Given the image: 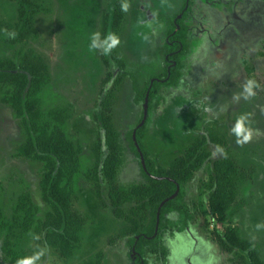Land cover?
Instances as JSON below:
<instances>
[{
    "label": "rangeland",
    "instance_id": "374dc122",
    "mask_svg": "<svg viewBox=\"0 0 264 264\" xmlns=\"http://www.w3.org/2000/svg\"><path fill=\"white\" fill-rule=\"evenodd\" d=\"M41 6L35 18L34 35L27 41L7 43L17 23V3L0 0V58L21 61L31 52L47 66L50 83L41 92L37 110L43 119L54 109L70 108L64 135L78 144L80 175L72 200L73 212L83 220L80 248L69 260L61 259L45 247L42 236L25 235L18 250L22 259L43 250L36 264H130L134 258L127 239L117 238L124 226L104 206V187L130 186L143 182L138 158L132 153L126 134L140 125L143 105L133 102L128 78H122L116 60L123 62L140 89L163 72L164 42L168 25L158 17L178 15L184 0H123L130 4L124 12L118 37L120 44L109 55L89 51L90 37L98 32L103 39L110 31V19L117 0H31ZM108 28L102 36L103 21ZM187 30V51L181 58V79L176 87L162 88L157 99L147 105L144 145L149 158L166 168L180 156L193 139L208 129L225 137L227 150L238 173L233 215L224 224L207 213L206 197L212 170L207 165L187 186L185 201L199 206L201 218L183 233H167L162 238L166 250L163 262L155 256L149 264H230L231 256L218 245L228 227L260 248L264 262V0H192ZM116 59V60H115ZM121 82L116 86V82ZM255 80L254 95L237 101L243 84ZM116 88V89H115ZM115 89L107 112L113 129L120 134L122 164L112 182L94 180V147L103 140L100 102ZM0 84V211L3 222L11 224L15 204L25 197L43 219L50 211L41 200L39 181L42 165L17 154L25 134L13 111L2 101ZM158 103V104H157ZM247 114L246 127L253 138L242 145L230 129L236 118ZM219 158L220 151L216 152ZM88 173V179L84 174ZM203 221L205 223H203Z\"/></svg>",
    "mask_w": 264,
    "mask_h": 264
},
{
    "label": "trees",
    "instance_id": "16d2710c",
    "mask_svg": "<svg viewBox=\"0 0 264 264\" xmlns=\"http://www.w3.org/2000/svg\"><path fill=\"white\" fill-rule=\"evenodd\" d=\"M17 3V23L11 32L15 38L7 43H23L34 35L35 18L42 11L41 6L31 0H9ZM186 1V0H184ZM114 3L110 31L118 35L124 18L120 5ZM191 3L189 0L188 4ZM189 8H183L172 18L158 17L168 25L167 40L164 42V67L162 74L149 80L140 89L134 75L125 70L122 61L116 60L122 78H128L134 93L136 106L143 105L145 98L149 106L154 100H161L162 88L176 87L181 79L183 66L181 58L187 51V28L185 20ZM2 25L0 24V31ZM108 28L107 19L103 21V33ZM170 61V62H168ZM121 82L119 79L115 84ZM50 77L44 62L29 54H22L21 61L15 62L0 58V84L4 86L2 101L20 122L24 143L17 154L42 165L39 181L41 200L50 211L43 219L37 218L36 208L25 197H20L13 208L12 223H4L0 211V264H17L22 260L18 250L19 241L27 234L42 236L46 248L53 250L61 259L69 260L80 248L83 220L72 210V200L76 181L80 175V156L82 149L63 133L70 119V108L54 109L43 119L37 110L41 92L49 85ZM116 89V88H115ZM115 89L100 102V125L103 140L94 147V180L100 176L103 183L112 182L122 164L123 147L120 134L113 129L107 115L111 107ZM158 104V103H157ZM146 115L142 113L139 125L126 134L130 149L138 158L139 171L143 182L127 187L116 188L106 185L103 195L104 206L116 220L124 226L117 238L127 239L134 256L130 264H149L148 256H155L163 262L166 250L162 238L167 233H183L197 224L201 218L199 206L185 201L187 186L196 173L210 165L211 185L206 197L208 215L217 223L224 224L236 200L237 169L231 158L225 137L214 129H208L196 136L180 156L172 159L166 168L156 165L149 158L144 145ZM140 123V124H141ZM220 151L222 156L217 157ZM88 179V173L84 174ZM203 223H205L203 221ZM218 245L231 256L230 264H264L260 258V248L241 236L234 227L226 228L221 236H216ZM134 252V253H133ZM100 263V254L96 256Z\"/></svg>",
    "mask_w": 264,
    "mask_h": 264
},
{
    "label": "clouds",
    "instance_id": "9594fccd",
    "mask_svg": "<svg viewBox=\"0 0 264 264\" xmlns=\"http://www.w3.org/2000/svg\"><path fill=\"white\" fill-rule=\"evenodd\" d=\"M121 11L128 12L130 8V4L127 2H122L120 5ZM10 38H15L16 33L13 31L11 33H7ZM120 44L119 37L113 33L109 32L105 35L102 39L98 32L92 33L90 37V44H89V51L99 50L101 55H109L113 49H115ZM259 85L256 83L255 80H247L243 84V93L234 95V100H239L241 96L244 99H248L249 97L254 95V89L258 88ZM248 122L247 114H242L236 118L234 126L230 129L231 133L236 136V143L238 145H242L244 143L249 142L253 138V130L250 127H246ZM259 229L264 227V225H256ZM44 255V251H38L34 253L30 257H26L22 260L17 261V264H36L37 261L41 259Z\"/></svg>",
    "mask_w": 264,
    "mask_h": 264
},
{
    "label": "flooded vegetation",
    "instance_id": "af4514ba",
    "mask_svg": "<svg viewBox=\"0 0 264 264\" xmlns=\"http://www.w3.org/2000/svg\"><path fill=\"white\" fill-rule=\"evenodd\" d=\"M188 2H189V0L184 1V5H183V8H186V9L189 8V11L187 12V19L185 20V22H186V21L188 20V18H189V13H190V10H191L192 0H191V3H190V4H188ZM183 8H182V9H183ZM177 18L180 19V16L177 15ZM187 30H188V29H187ZM166 40H167V39H166ZM165 59L168 60L167 57H165ZM168 62H170V61H168Z\"/></svg>",
    "mask_w": 264,
    "mask_h": 264
},
{
    "label": "water",
    "instance_id": "95a60500",
    "mask_svg": "<svg viewBox=\"0 0 264 264\" xmlns=\"http://www.w3.org/2000/svg\"><path fill=\"white\" fill-rule=\"evenodd\" d=\"M147 102H148V99L145 98V100H144V104H143V114H144V116L146 115ZM142 125H143V123H141V124L139 125V127H141ZM133 253H134V252H133Z\"/></svg>",
    "mask_w": 264,
    "mask_h": 264
}]
</instances>
